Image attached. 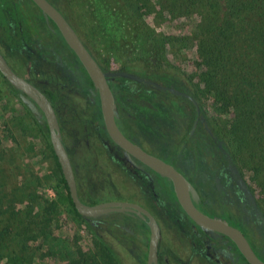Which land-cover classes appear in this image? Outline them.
<instances>
[{
  "label": "flooded vegetation",
  "instance_id": "flooded-vegetation-1",
  "mask_svg": "<svg viewBox=\"0 0 264 264\" xmlns=\"http://www.w3.org/2000/svg\"><path fill=\"white\" fill-rule=\"evenodd\" d=\"M46 1L71 26L101 70H122L153 80L148 74L139 75L119 65L112 68L102 61L82 31L84 19L75 16L71 0ZM0 54L16 75L49 102L72 169L77 198L87 205L111 201L127 204L122 210L78 218L118 264H145L149 231L139 216L143 213L131 204L147 211L158 226L156 264H249L225 233L204 230L193 222L180 207L166 177L133 155L127 153L126 157L108 137L91 80L53 21L45 18L31 0H0ZM0 78L8 95L23 110L15 116L22 145L26 152L35 154L36 140L46 139L51 160L47 176L54 177L57 160L39 107L35 104L41 114L37 118L19 98V90L2 75ZM106 81L116 106L114 121L119 131L144 152L172 165L194 189L196 199L188 192L192 205L237 229L264 261L262 207L192 91L184 92L196 101L214 138L198 117L195 120V106L187 97L172 94L178 96L173 98L174 105H158V101H167L159 95L164 90L118 75ZM237 176L248 187L254 204L240 189ZM63 182L62 187L66 186Z\"/></svg>",
  "mask_w": 264,
  "mask_h": 264
},
{
  "label": "trees",
  "instance_id": "trees-1",
  "mask_svg": "<svg viewBox=\"0 0 264 264\" xmlns=\"http://www.w3.org/2000/svg\"><path fill=\"white\" fill-rule=\"evenodd\" d=\"M76 1L81 3L79 8L84 23L80 25L91 46L104 44L109 54L120 60L121 69L148 74L153 80L182 91L191 90L198 102L200 99L189 78L167 57L168 47L176 40L185 48H194L199 81L213 97V104L230 118L225 123H213L215 134L233 154L242 171L252 170L249 179L256 184V172L264 171V0ZM150 11L161 15L164 12L171 17L195 15L196 23L190 33L174 37L156 32L146 22L145 16ZM159 95L167 101H158V105H174L173 98H178L167 91H159ZM255 146L260 149L261 157L257 156L255 166L243 167L237 148L251 150L252 157ZM7 162L12 169L16 167L12 156ZM19 164L22 166L21 162ZM56 166V172H52L56 174L54 205L46 204L41 195L38 203L30 207L27 204L33 200L31 195L25 194L24 199L20 195L17 203H23L28 209L23 217L18 215L15 225H10L14 236L0 242V264H42L44 259L53 264H88L83 259H69V234L57 217L50 216L51 212L57 213L59 207L73 217H80L65 184L64 187L60 185L63 179L57 162ZM24 168L26 175L16 173L19 179L13 186L25 188L27 180L26 183H31L29 191L42 188L44 184L36 175L29 176L30 167ZM258 187L264 197V186ZM28 212L40 219L34 221L35 217H29ZM35 238L39 244L32 247L30 241ZM99 243L103 247L98 264H118L109 250Z\"/></svg>",
  "mask_w": 264,
  "mask_h": 264
},
{
  "label": "rangeland",
  "instance_id": "rangeland-1",
  "mask_svg": "<svg viewBox=\"0 0 264 264\" xmlns=\"http://www.w3.org/2000/svg\"><path fill=\"white\" fill-rule=\"evenodd\" d=\"M80 5V2L72 0V9L74 14H76L75 16L78 15L83 20L82 10L79 8ZM145 20L151 27L154 28L156 32L169 34L174 37L190 33L194 29L196 23L195 15L186 17H171L164 12L161 15L155 11L148 12L145 16ZM92 46L96 54L99 55V58L102 61L107 62L108 66L114 68L119 65L120 60L115 55L109 54V50L106 49L104 44L93 43ZM167 52L169 60L178 69L182 70L184 74H186L190 83L193 85V88L196 89L195 93H197L202 109L210 122L214 124L215 122H227L230 118L228 116L226 117V115L222 113L220 107L218 108L217 105L213 104V97L208 94V91L202 85V82L199 81V69L196 63L197 58L195 56L194 48H185L183 44L176 40L170 44ZM17 114H23L22 107L13 96L8 95L6 87L0 78V235H2L0 236V242L7 239L9 236H14V229L10 227V225H15L18 222L17 218L19 217V214L23 217L24 213L27 212L26 209L28 208L24 207L23 203H17V200L20 199V195H22L23 199L25 198V194L31 195L33 200H31V204H27L30 207L33 206L34 203H38V198L41 195L45 199V203L48 204L49 202L51 206L54 205L56 199L54 188L56 183L55 178H49L47 176V170L51 167L48 142L46 139L39 138V141L36 140L35 142L36 149L33 151L35 154H30L28 151L26 152L24 146L22 145V137L19 135V131L17 130V127H19L16 123L17 121L15 117ZM226 126L228 127L229 125ZM13 140H18L19 143L18 141L13 143ZM255 147V150L252 151L254 153L252 157L249 155L251 150L249 151L244 148H237V154L241 159L239 163L243 167L246 168L247 165H249V167L255 166L254 163L256 162L255 160L258 159L257 156L261 157L260 149L257 148L258 146ZM10 156H12L13 162L16 165L14 169H12L10 164L7 162L8 157ZM32 156L33 158H31ZM20 162L22 163V166L25 165L26 167H30L28 170L30 172L28 174L31 175L29 176L34 177L36 175L37 178L41 180V183L44 184L42 188L36 187L34 190L32 188V191H29L30 187L28 184L31 185V183L30 181L26 183L27 180L25 181V188H19L17 185L13 186L19 179V175L16 176V173L21 172L22 175H26L25 168L22 169L25 166L22 167L21 164H19ZM243 174L253 194L262 207L264 216V197L258 189V186H264V171L258 170V172H256V184L251 182L249 179L253 174L251 169L248 172L245 169ZM58 209L59 207L57 208V213L55 212L56 214L51 212L50 216L57 217L59 222L63 224V228L69 234V259L73 261L83 259L88 264H98V259L102 256L101 247L103 246L99 243L95 236L87 231L80 219L73 217L64 209ZM33 211H36V209ZM28 214L30 215L29 217H35L34 221H38V219H40L33 215L32 212H28ZM37 239L35 238L33 241H30V246L37 247L39 244V240ZM42 264H53V262H49L44 259Z\"/></svg>",
  "mask_w": 264,
  "mask_h": 264
},
{
  "label": "water",
  "instance_id": "water-1",
  "mask_svg": "<svg viewBox=\"0 0 264 264\" xmlns=\"http://www.w3.org/2000/svg\"><path fill=\"white\" fill-rule=\"evenodd\" d=\"M31 1L40 9L45 18H49L53 21L64 42L73 51L76 58L84 68L89 79L91 80L92 85L97 92L98 106L102 118V123L108 137L114 143L120 146V148L124 151V155L126 157L127 153L131 154L135 158L152 168L155 172L159 173L161 176L166 177L172 186V190L177 202L179 203L182 210L193 220V222H195L204 230L211 231L212 229H216L222 233H225L233 241L238 251L243 255V257L249 264H264V261L259 259L253 253L243 235L237 229L231 227L222 219H217L201 213L192 205L191 200L188 196V192H190L193 199H196L195 191L185 180V178L172 165L154 155L144 152L137 145L129 141L119 131L114 121V119L117 117V110L106 79L107 77L118 75L120 77H124L139 83L150 85L155 89L167 91L170 94L187 97L195 106V120L198 117L203 128L212 138H214V135L203 121V117L201 115L202 113L198 109L196 101L182 90L148 78L139 77L130 72L122 70H101L95 60L91 57L87 49L81 43L71 26L59 13V11H57L46 0ZM0 74L10 85L19 90V98L35 117L38 118V116H40L41 114L43 115L46 122L48 139L52 151L58 162L62 177L68 189L70 200L76 212L82 217H96L98 215L106 213L107 211L122 210L125 203L111 201L87 205L82 203L77 198L72 169L65 149L61 144L57 121L49 102L33 85L28 83L20 76L16 75L9 68L1 54ZM35 104L39 107L41 114L35 107ZM232 171L235 172V169L232 168ZM237 183L240 189L243 191L244 195L249 198L252 204H254V199L251 192L238 176ZM125 205L127 206V204ZM131 205L143 213V215L139 216L145 221L149 231L147 238L145 264H156V249L159 240L158 226L155 223L153 217L147 211L139 208L137 205Z\"/></svg>",
  "mask_w": 264,
  "mask_h": 264
}]
</instances>
